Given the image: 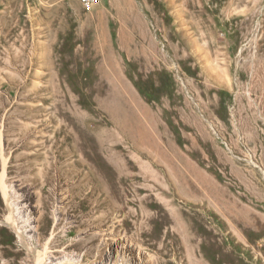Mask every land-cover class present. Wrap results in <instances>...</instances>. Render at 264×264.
Wrapping results in <instances>:
<instances>
[{"label": "rangeland", "instance_id": "1", "mask_svg": "<svg viewBox=\"0 0 264 264\" xmlns=\"http://www.w3.org/2000/svg\"><path fill=\"white\" fill-rule=\"evenodd\" d=\"M51 260L264 264V0H0V264Z\"/></svg>", "mask_w": 264, "mask_h": 264}, {"label": "bare ground", "instance_id": "2", "mask_svg": "<svg viewBox=\"0 0 264 264\" xmlns=\"http://www.w3.org/2000/svg\"><path fill=\"white\" fill-rule=\"evenodd\" d=\"M115 85V84H114ZM114 85L112 86V87H114ZM113 90V89H112ZM114 90H116V88L114 89ZM118 92V91H117ZM120 93V92H119ZM57 97V96H56ZM53 98H54V96H53ZM62 98V97H61ZM54 99H56V98H54ZM66 99V98H65ZM53 100V99H52ZM54 101V100H53ZM69 101V100H68ZM99 101V100H98ZM57 101H55V103H56ZM58 102H61V101H58ZM57 102V103H58ZM64 102V101H63ZM65 102H66V100H65ZM99 102H101V104L104 106V107H106L107 108V110L109 111V113H110V118H112L111 119V121H114L116 124H118L117 126H119V128H122V130H123V132H126V134L131 138V139H134V141L135 140H137V138H138V135H139V127H141V126H139L138 125V123H137V121H136V117L134 116V114L132 113V109H130L128 106H126V104H125V102L123 101V97L121 96V95H112V96H110V97H105V98H102V97H100V101ZM46 103V102H45ZM62 103V102H61ZM68 103V102H67ZM52 104H54V103H52ZM60 104V103H59ZM58 104V105H59ZM64 104V103H63ZM62 105V104H61ZM69 105V104H68ZM71 105V104H70ZM57 106V105H56ZM62 106H64V105H62ZM58 108L59 107H57V110L56 111H58ZM75 107H73V109H74ZM55 109H56V107H55ZM60 109V108H59ZM55 111V112H56ZM60 111V110H59ZM62 111V110H61ZM53 112H54V110H53ZM54 112V113H55ZM65 112V111H64ZM66 113V112H65ZM81 114V113H80ZM57 115V114H56ZM59 115V114H58ZM63 115V114H62ZM67 115V114H66ZM72 115H75L74 117H76V119H78L77 117H79L80 115L78 114V113H76V111L74 112V113H72ZM54 116V115H53ZM66 117V116H65ZM68 117H70V116H68ZM59 118V117H58ZM61 118H62V116H61ZM72 118V117H71ZM109 118V119H110ZM66 119V118H65ZM72 119H75V118H72ZM69 120V119H68ZM67 120V121H68ZM71 121V120H70ZM69 121V122H70ZM76 121V120H75ZM79 121H81V120H79ZM59 122H62V121H59ZM58 122V123H59ZM73 122V121H72ZM57 123V124H58ZM75 123V122H74ZM81 123H82V121H81ZM60 124V123H59ZM67 124V123H66ZM79 124V123H78ZM69 125V124H68ZM68 125H65V127L63 128V129H61V131H63L64 132V134L66 135V140L68 141V142H70V144H72V147H73V149H77V152L76 153H78V150H81V152L82 151H84V148L82 147V145L78 142V137L76 136V134H75V132L73 133L72 132V130H71V128H70V126H68ZM71 125V124H70ZM61 126V125H60ZM72 126H73V124H72ZM76 126V125H75ZM74 126V127H75ZM139 126V127H138ZM73 128V127H72ZM59 129V128H58ZM59 129V130H60ZM60 131V132H61ZM140 131H142V130H140ZM57 132H58V130H57ZM60 132H59V135H60ZM77 132V131H76ZM62 133V132H61ZM80 133V132H79ZM82 133V132H81ZM80 133V134H81ZM94 133V132H93ZM100 133V132H99ZM142 133V132H141ZM112 134V133H111ZM113 134L115 135V132H113ZM93 135H95V134H93ZM93 135H91V137L93 136ZM82 136H83V134H82ZM98 136V135H97ZM140 136V135H139ZM58 137V136H57ZM56 137V138H57ZM81 137V136H80ZM109 138V137H108ZM92 139V138H91ZM97 139H98V144H99V146L101 147V149H104L105 150V141L103 140V139H100V137L98 138L97 137ZM130 139V140H131ZM57 140V139H56ZM62 140V139H61ZM66 140H64L65 142H66ZM80 140V139H79ZM82 140V139H81ZM84 140V139H83ZM106 140V139H105ZM110 140V139H109ZM113 140V139H112ZM94 141V140H93ZM91 142V143H94V142ZM56 142H58V141H56ZM67 142V143H68ZM85 142V141H84ZM89 143H90V140L88 141ZM133 142V141H132ZM90 143V144H91ZM96 143H97V141H96ZM136 143V142H135ZM139 144V143H138ZM57 145H58V143H57ZM61 145V144H60ZM59 145V146H60ZM87 145V144H86ZM94 145V144H93ZM114 145V144H113ZM117 146V145H116ZM62 147V146H61ZM63 147H64V145H63ZM71 147V148H72ZM97 146H95V148H96ZM136 147V146H135ZM66 148V147H65ZM69 148V147H68ZM61 149V148H60ZM137 149H138V147H137ZM141 149V148H140ZM74 151V150H73ZM100 151V150H99ZM98 151V152H99ZM112 151V150H111ZM68 152V151H67ZM70 152H72L71 150H70ZM70 152H68V153H70ZM116 152V151H115ZM119 152V151H118ZM75 153V152H74ZM111 153V152H110ZM113 153V152H112ZM79 154V153H78ZM77 154V155H78ZM106 154V153H105ZM81 155V154H80ZM101 155V154H100ZM107 155H108V153H107ZM113 155V154H112ZM111 155V156H112ZM114 155H116L117 156V154H115L114 153ZM125 155V154H124ZM134 155V154H133ZM79 156V155H78ZM86 156V155H85ZM106 156V155H105ZM110 156V157H111ZM129 156V155H128ZM81 157V156H80ZM109 157V156H108ZM117 157H119V156H117ZM116 157V158H117ZM121 157V156H120ZM123 157H125V156H123ZM122 157V158H123ZM82 158V157H81ZM86 158H87V156H86ZM96 158V157H95ZM100 158H101V156H100ZM112 158V157H111ZM111 158H108V159H111ZM113 159H115V158H113ZM112 159V160H113ZM82 160V159H81ZM84 160V159H83ZM90 160V159H89ZM88 160V158H87V161H86V163L89 161ZM93 160H95V159H93ZM104 160V159H103ZM116 160V159H115ZM118 160V159H117ZM85 161V160H84ZM91 161H92V158H91ZM99 161V160H98ZM121 161H123V160H121ZM125 161H127V160H125ZM124 161V162H125ZM136 161H137V159H136ZM138 161H139V158H138ZM79 162H80V160H79ZM83 162V161H82ZM102 162V161H101ZM112 162V161H111ZM117 162V161H116ZM81 163V162H80ZM85 163V162H84ZM88 163H90V162H88ZM87 163V164H88ZM95 163V162H94ZM106 163H107V161H106ZM122 163V162H121ZM139 163H141V162H139ZM139 163H138V165H139ZM86 164V165H87ZM110 164V163H109ZM115 164V162L113 163V165ZM117 164V163H116ZM122 164H124V163H122ZM78 165H80V164H78ZM89 165V164H88ZM97 165H98V163H97ZM137 165V166H138ZM81 167L83 166V165H80ZM91 166V165H90ZM89 166V167H90ZM117 166V165H116ZM140 166V165H139ZM148 166V165H147ZM87 167V166H86ZM96 167V168H95ZM94 168L95 169H98L97 168V166H95ZM122 167H123V165H122ZM143 167V166H142ZM116 168V167H115ZM144 168V167H143ZM75 169V168H74ZM93 169V168H92ZM100 169V168H99ZM101 169H104V168H101ZM106 169V168H105ZM111 169V168H110ZM122 169V168H121ZM129 169V168H128ZM127 169V170H128ZM77 170V169H76ZM120 170V169H119ZM126 169H124V172L126 173V171H125ZM129 170H131V169H129ZM144 170V169H143ZM72 171H74V170H72ZM78 171V170H77ZM92 171V170H91ZM101 171V170H100ZM110 171V170H109ZM121 171V170H120ZM142 171V170H141ZM79 172V171H78ZM96 172V171H95ZM94 172V170H93V174L95 173ZM112 172V171H111ZM110 172V173H111ZM113 172L115 173V171L113 170ZM118 172V171H117ZM146 172H148L147 170H146ZM70 173H72V172H70ZM90 173V172H89ZM124 173V174H125ZM144 173V172H143ZM152 173H154V171L152 172ZM91 174V173H90ZM92 174V175H93ZM98 174V173H97ZM104 174H105V172H104ZM117 175H118V173H116ZM123 174V173H122ZM138 174V173H137ZM149 174H151V172H149ZM86 175V174H85ZM106 175H108V174H106ZM109 175H111V174H109ZM115 175V174H114ZM152 175V174H151ZM154 175V174H153ZM93 176H95V175H93ZM92 176V177H93ZM98 176L100 177V175L98 174ZM116 176V175H115ZM122 176V175H121ZM91 177V178H92ZM96 177V176H95ZM98 177V178H99ZM103 177V176H102ZM101 177V178H102ZM126 177V176H125ZM130 177V176H129ZM90 178V179H91ZM85 179V178H84ZM92 179H94V178H92ZM100 179V178H99ZM104 179H105V177H104ZM107 179V178H106ZM86 180V179H85ZM89 180V179H88ZM98 179H96V181H97ZM108 180V179H107ZM120 180H122V179H120ZM90 181V180H89ZM102 181V180H101ZM86 182V181H85ZM88 182V181H87ZM99 182V181H98ZM108 182V181H107ZM107 182H105V183H107ZM89 183V182H88ZM87 183V184H88ZM94 183V182H93ZM92 183V184H93ZM102 184H103V181H102ZM96 185V184H95ZM101 185V184H100ZM96 186H98V184L96 185ZM114 186V185H113ZM100 187V186H99ZM120 187H121V185H120ZM96 188H98V187H96ZM104 188V187H103ZM100 189H101V187H100ZM106 189V188H105ZM107 189H108V187H107ZM109 189H110V186H109ZM6 200H7V205H8V207H9V210H10V215H9V218H8V223H10L12 226H13V228L15 229V231H17V233H18V235H19V237H20V240H21V242L24 244L25 242H26V234H28V233H30L29 232V230L30 231H33L34 233H31V235L30 236H33L34 234L36 235V233H35V230H34V227H31L30 229H28V230H26L25 231V229H21L20 228V226H19V224H18V219L20 218H22V217H24V214L23 213H29V212H31V211H33V210H36V205L33 203L34 202V200H35V193L33 192V191H31L29 188L28 189H26V193H25V197H24V199L22 200V204H23V208H22V210H20V208H18L17 207V205L13 202V200L11 199V197L9 196V194L6 192ZM21 202V201H20ZM20 204V203H19ZM117 204V203H116ZM22 206V205H21ZM38 207V206H37ZM43 207V206H42ZM46 207V206H45ZM47 209V208H46ZM58 209V208H57ZM131 211V210H130ZM23 214V215H22ZM56 215V217H58L59 216V210H58V212H57V214H55ZM27 216V215H26ZM30 217V216H29ZM42 217H44L43 215H42ZM41 219V218H40ZM57 219V218H56ZM40 221H42V220H40ZM30 223H31V220H30ZM33 223V222H32ZM39 223H41V222H39ZM57 223V222H56ZM43 225V224H42ZM34 226V225H33ZM37 228V227H36ZM39 228V227H38ZM41 228V227H40ZM41 230V229H40ZM38 234V233H37ZM34 237V236H33ZM37 237V236H36ZM40 237V236H39ZM25 245V244H24ZM26 246H27V243H26ZM42 256V255H41ZM42 257H44V256H42ZM52 263V260H51V262H49L48 264H51Z\"/></svg>", "mask_w": 264, "mask_h": 264}, {"label": "built area", "instance_id": "3", "mask_svg": "<svg viewBox=\"0 0 264 264\" xmlns=\"http://www.w3.org/2000/svg\"><path fill=\"white\" fill-rule=\"evenodd\" d=\"M102 0H81L82 7L86 12H92Z\"/></svg>", "mask_w": 264, "mask_h": 264}]
</instances>
